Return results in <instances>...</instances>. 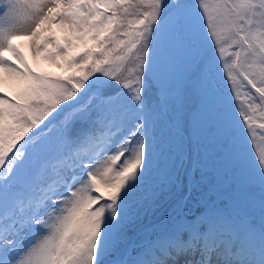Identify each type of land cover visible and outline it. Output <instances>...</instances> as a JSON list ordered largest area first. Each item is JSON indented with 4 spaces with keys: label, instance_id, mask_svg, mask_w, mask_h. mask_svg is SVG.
Returning a JSON list of instances; mask_svg holds the SVG:
<instances>
[{
    "label": "snow or ice",
    "instance_id": "snow-or-ice-1",
    "mask_svg": "<svg viewBox=\"0 0 264 264\" xmlns=\"http://www.w3.org/2000/svg\"><path fill=\"white\" fill-rule=\"evenodd\" d=\"M0 70V264H264V0H0Z\"/></svg>",
    "mask_w": 264,
    "mask_h": 264
},
{
    "label": "rangeland",
    "instance_id": "rangeland-1",
    "mask_svg": "<svg viewBox=\"0 0 264 264\" xmlns=\"http://www.w3.org/2000/svg\"><path fill=\"white\" fill-rule=\"evenodd\" d=\"M47 27H48L47 31H43V30L41 31V33L39 34L40 37H47V38L55 39L56 41H58L60 44L63 45L65 42V33L63 31V26L51 24V25H48ZM32 43H33V41H30L27 37H23V38L16 39L13 41V44L17 47V49L21 53L23 51H25L27 53V51L30 50L32 55L29 58V62L31 64H33V61L36 62L38 70L40 69V67H43V69L45 71L44 73H46V74H49L51 72L52 68L55 70V72L60 70V67H57L55 63L44 58L47 52H51L53 50V45H46L45 46V52L41 53L39 56H37L36 54L33 53L32 49H31ZM75 43H76V47L71 52V55H73V56L78 55L79 52L86 50L85 47L83 45H81L78 41ZM5 55L11 63H14V64L20 63L11 54L6 53ZM1 71L2 70H0V76H5L6 74L3 73V71L2 72ZM64 75H65V73L62 76H64ZM56 76L57 75L55 73H51L48 77L55 78ZM0 89L2 91L10 92L11 94L14 95V93L17 91V85L11 79H5L3 82H0ZM242 98H243V94H242ZM260 122H264V121H261L259 119V117H257V123H260ZM256 143L264 145V141H262L259 136H257Z\"/></svg>",
    "mask_w": 264,
    "mask_h": 264
},
{
    "label": "bare ground",
    "instance_id": "bare-ground-1",
    "mask_svg": "<svg viewBox=\"0 0 264 264\" xmlns=\"http://www.w3.org/2000/svg\"><path fill=\"white\" fill-rule=\"evenodd\" d=\"M2 72V71H1Z\"/></svg>",
    "mask_w": 264,
    "mask_h": 264
}]
</instances>
